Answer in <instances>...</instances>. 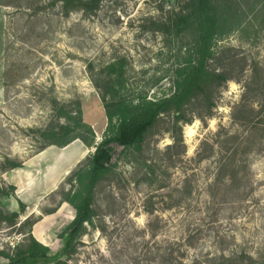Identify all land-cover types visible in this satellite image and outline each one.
I'll return each instance as SVG.
<instances>
[{
	"label": "rangeland",
	"instance_id": "374dc122",
	"mask_svg": "<svg viewBox=\"0 0 264 264\" xmlns=\"http://www.w3.org/2000/svg\"><path fill=\"white\" fill-rule=\"evenodd\" d=\"M241 1L247 16L216 41L209 62L211 69L228 63L233 78L211 106L204 99L187 104L179 125L163 115L140 152L114 144L113 173L96 187L93 225L64 257L68 264H211L220 256L264 264V0L262 9L258 0ZM186 2L0 0V251L13 252L31 231L52 252L60 249L58 235L75 215L58 203L60 191L95 148L75 139L87 152L56 185L46 163L59 147L33 158L41 152L40 130L59 119L57 102L78 101L101 141L108 119L93 79L119 58L126 61L124 95L170 93L190 43L170 23ZM6 158L28 164L4 171ZM19 176L22 186L11 184ZM7 186L24 206L14 225L4 216L11 211L1 192ZM27 217L37 221L31 230L20 225Z\"/></svg>",
	"mask_w": 264,
	"mask_h": 264
},
{
	"label": "trees",
	"instance_id": "16d2710c",
	"mask_svg": "<svg viewBox=\"0 0 264 264\" xmlns=\"http://www.w3.org/2000/svg\"><path fill=\"white\" fill-rule=\"evenodd\" d=\"M186 3V9L172 17L170 23L177 34L187 35L190 39L189 45L174 69L173 90L170 93L157 98H148L146 95L135 99L129 98L122 93L126 84L125 58L108 63L100 70L98 77L93 79L101 93L108 119L103 137L98 143L92 127L83 120L78 101L57 102L53 106L59 119L56 117L57 122H51L40 130L43 143L39 151L50 145L62 148L75 139H80L87 146L95 148L70 172L67 178L69 188H62L60 191L58 203L70 204L75 211L74 218L58 235L62 241L59 250L52 252L47 245L38 241L31 231L29 237L22 245H17L13 252L0 251V257L5 260L0 264H68L64 257H70L76 252L78 243L87 231V225H93L96 215V187L101 181L110 178L113 173L114 144L122 146L126 152H140L147 136L163 115H171L179 125L187 104L193 99L201 101L204 99L211 106L213 95L224 83L233 78L228 73V63L221 65L219 69H211L209 62L216 57L214 48L216 41L238 29L247 16L242 1L187 0ZM260 4L262 2L258 0L255 6L259 7ZM261 9H257V12ZM253 10H255L253 7L249 9L251 12ZM222 51L224 53L230 49L225 47ZM61 118L64 121L61 122ZM181 143L179 139V144L168 148L178 147ZM145 164L149 172L153 173L154 168L150 164ZM22 166V162L6 158L2 169L7 171ZM226 166V163L222 164L221 170L224 171ZM230 172L228 176L234 183L238 178L237 165L234 164ZM13 189L14 186H7L6 190L1 189V192L5 196H10ZM57 209L58 206L47 213H53ZM23 210L24 206L21 204V211ZM4 216L14 225L19 212L7 211ZM36 222L27 217L20 225H28L31 230ZM163 259L165 260L164 257ZM202 262L195 260L191 264ZM211 264L252 263L239 261L232 256H220Z\"/></svg>",
	"mask_w": 264,
	"mask_h": 264
},
{
	"label": "crops",
	"instance_id": "0c3cea01",
	"mask_svg": "<svg viewBox=\"0 0 264 264\" xmlns=\"http://www.w3.org/2000/svg\"><path fill=\"white\" fill-rule=\"evenodd\" d=\"M50 148L53 147H49L41 152H38L33 158H42L43 156L45 158L46 154L53 152L51 159L46 163V174L48 180L50 178L52 182H55V184H60L80 158L85 156L87 147L80 140H74L65 147L55 149V151L50 152L52 150ZM27 164L28 161L23 162L24 166H27ZM23 168L17 169V172H22V170H24ZM22 183L23 179L19 176L15 178L13 177L11 184L20 187L22 186ZM50 188L53 189L52 186ZM54 188H56V186H54Z\"/></svg>",
	"mask_w": 264,
	"mask_h": 264
},
{
	"label": "water",
	"instance_id": "95a60500",
	"mask_svg": "<svg viewBox=\"0 0 264 264\" xmlns=\"http://www.w3.org/2000/svg\"><path fill=\"white\" fill-rule=\"evenodd\" d=\"M9 202H10V210L13 212H20L21 211V206L19 199L15 194H11L9 197Z\"/></svg>",
	"mask_w": 264,
	"mask_h": 264
}]
</instances>
